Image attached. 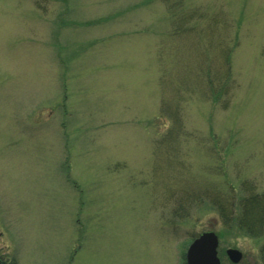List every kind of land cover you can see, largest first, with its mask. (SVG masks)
I'll return each mask as SVG.
<instances>
[{
	"label": "rangeland",
	"instance_id": "rangeland-1",
	"mask_svg": "<svg viewBox=\"0 0 264 264\" xmlns=\"http://www.w3.org/2000/svg\"><path fill=\"white\" fill-rule=\"evenodd\" d=\"M241 182L264 192V0H0V263L185 264L212 229L261 264L264 227L197 204Z\"/></svg>",
	"mask_w": 264,
	"mask_h": 264
},
{
	"label": "trees",
	"instance_id": "trees-1",
	"mask_svg": "<svg viewBox=\"0 0 264 264\" xmlns=\"http://www.w3.org/2000/svg\"><path fill=\"white\" fill-rule=\"evenodd\" d=\"M66 1V0H64ZM225 69L221 72L215 68L210 81L212 82L215 78L224 76ZM227 78L230 77L226 74ZM231 86L229 81L225 84V87ZM232 189L238 193V195H232L231 193L227 196L215 194L209 195L207 193H199L196 197L197 204L203 202L200 198L207 202L210 206L214 207L220 215L221 222L224 226H230L235 223V219H239V226L246 230L253 231L256 229L258 233H261V229L264 227V192H255V186L241 182L240 184H231ZM244 191V194L241 193ZM238 210V211H236ZM235 213H239L236 217ZM259 229V230H258ZM219 233V232H218ZM260 261L264 264V248L260 249ZM0 264H16L12 259L1 261ZM241 264H256L255 262L250 263L248 260H244Z\"/></svg>",
	"mask_w": 264,
	"mask_h": 264
},
{
	"label": "water",
	"instance_id": "water-1",
	"mask_svg": "<svg viewBox=\"0 0 264 264\" xmlns=\"http://www.w3.org/2000/svg\"><path fill=\"white\" fill-rule=\"evenodd\" d=\"M217 245L218 237L214 231L200 233L187 247L186 264H220ZM226 254L232 262H238L241 258V252L236 248H227Z\"/></svg>",
	"mask_w": 264,
	"mask_h": 264
},
{
	"label": "flooded vegetation",
	"instance_id": "flooded-vegetation-1",
	"mask_svg": "<svg viewBox=\"0 0 264 264\" xmlns=\"http://www.w3.org/2000/svg\"><path fill=\"white\" fill-rule=\"evenodd\" d=\"M241 261V260H240Z\"/></svg>",
	"mask_w": 264,
	"mask_h": 264
}]
</instances>
